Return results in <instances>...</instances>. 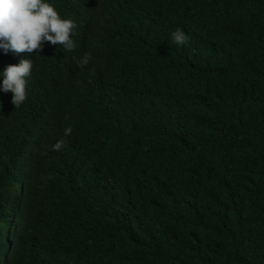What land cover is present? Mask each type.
Returning <instances> with one entry per match:
<instances>
[{
	"label": "trees",
	"instance_id": "trees-1",
	"mask_svg": "<svg viewBox=\"0 0 264 264\" xmlns=\"http://www.w3.org/2000/svg\"><path fill=\"white\" fill-rule=\"evenodd\" d=\"M45 2L91 24L86 0ZM105 13L129 31L121 55L150 69L124 77L127 88L89 86L81 105L70 102L74 125L64 136L82 138L101 161L100 182L96 167L83 179L74 165L85 155L53 150L66 121L35 123L41 148L32 135H1L0 193H15L8 169L21 179L36 173L30 204H19L31 231L12 264H28L34 244L50 251L30 264H264V0H116ZM177 29L186 43L172 42ZM44 48L30 56L54 76L57 58ZM0 56L3 73L27 53L0 48ZM61 189L73 196L58 204Z\"/></svg>",
	"mask_w": 264,
	"mask_h": 264
},
{
	"label": "clouds",
	"instance_id": "clouds-1",
	"mask_svg": "<svg viewBox=\"0 0 264 264\" xmlns=\"http://www.w3.org/2000/svg\"><path fill=\"white\" fill-rule=\"evenodd\" d=\"M86 1L87 8L91 11V24L83 21L85 24L82 26L74 19L61 18L56 8L45 0H0V48L5 53L9 51L15 54L27 53L26 59L9 63L4 68V72H0V137L3 133L32 135L41 148L36 134L42 135L43 138L45 135L40 128L33 130L35 123L66 121V124H62L61 133L67 136L74 125L67 120V116L74 112V106L70 102L74 101L77 106L81 105L80 94L84 88L95 86L100 93H107L117 87L127 88L130 83H120L124 77L136 76L145 69H150L147 60L142 61L135 53L127 50L124 55L120 53L126 48V44L132 42L126 39L129 31L115 26L106 17L105 11L116 0L111 3L107 0ZM101 3L104 4L103 7L99 6ZM139 27L144 29V22L140 23ZM171 36L172 42L176 44H184L188 40L181 29L172 32ZM44 45L49 57L57 58V62H54L57 77L47 75L41 66H36L39 60L30 56L36 50L42 51ZM117 48H120L118 52H116ZM148 52L152 55L150 50ZM1 58L3 57L0 56ZM46 60L49 59L46 57ZM32 68L38 72H31ZM52 79L56 84H53ZM57 85L64 86L68 91L67 95L61 92ZM38 87L41 88V95L39 94L34 104L25 102L27 93L38 90ZM52 91L56 92L54 98L50 96ZM113 107L115 106L107 108L105 115ZM6 109H11L12 118L4 119L2 115ZM51 131L56 136V140H59L56 131L53 129ZM84 144L82 138H78L77 135L65 137L64 141L60 140L53 145V150L58 151L67 145L72 152L85 155L82 161L74 165L86 170L82 173L83 179L87 176L86 173L92 174L96 167L94 181L100 182L101 161L92 152L88 153ZM7 171L15 181L14 189H24L27 193L23 198H18L12 191L10 196L0 193L1 264H12L13 260H17V250L22 238L24 235L25 237L29 235V229L31 231L28 225V211L19 204L22 199L30 204L34 196L33 185L36 183L35 172L28 173L25 179H21L14 169ZM37 174L41 181H46L47 176L44 173L37 172ZM5 179L3 181L10 185V180ZM69 196L72 197L73 194L67 189H61L60 196L52 199L59 204ZM16 218H18L17 222ZM13 223L16 224L17 229H14ZM3 238L8 240V249L4 246ZM49 251L50 249H38L34 244L32 250L24 257L28 256L29 259L33 256L41 260ZM28 259H24V262L30 264Z\"/></svg>",
	"mask_w": 264,
	"mask_h": 264
},
{
	"label": "bare ground",
	"instance_id": "bare-ground-1",
	"mask_svg": "<svg viewBox=\"0 0 264 264\" xmlns=\"http://www.w3.org/2000/svg\"><path fill=\"white\" fill-rule=\"evenodd\" d=\"M76 177V176H75ZM72 178V177H71ZM79 178V177H78ZM76 182H77V180H76ZM85 184V183H84ZM26 191L24 190V189H19V188H17L16 190H15V195L18 197V198H23L24 197V195H26ZM6 211H7V209H6ZM18 221V218H16V222ZM13 225H15V226H13L14 227V229H17L16 228V224L15 223H13ZM14 237V236H13ZM3 240H4V246H5V248L6 249H8L9 247H8V245H7V243H8V240H5L4 238H3ZM37 253H40V252H37ZM0 256H2V253H0ZM0 264H1V262H0Z\"/></svg>",
	"mask_w": 264,
	"mask_h": 264
}]
</instances>
